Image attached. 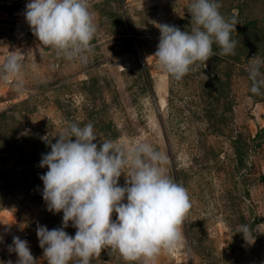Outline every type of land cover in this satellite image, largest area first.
<instances>
[{"label":"rangeland","instance_id":"1","mask_svg":"<svg viewBox=\"0 0 264 264\" xmlns=\"http://www.w3.org/2000/svg\"><path fill=\"white\" fill-rule=\"evenodd\" d=\"M191 2L87 0L96 33L93 52L81 62L38 48L24 13L3 8L25 9L28 0H0V66L11 52L24 55L23 90L16 79L0 80L4 264L17 260L8 251L13 236L47 264L36 227H60L63 213L47 211L42 197L39 177L47 169L39 163L51 149L40 137L55 143L69 122H91L98 145L106 139L125 149L151 144L167 156L166 175L187 189L191 208L179 243L149 264H264V95L250 93L247 73L251 58L264 59V0H219L221 14L236 19L235 55H218L214 44L206 65L176 81L151 57L160 37L156 25L190 30ZM241 224L253 227L254 240L238 233ZM65 231L74 237L76 229ZM91 264L144 262L105 248Z\"/></svg>","mask_w":264,"mask_h":264},{"label":"clouds","instance_id":"2","mask_svg":"<svg viewBox=\"0 0 264 264\" xmlns=\"http://www.w3.org/2000/svg\"><path fill=\"white\" fill-rule=\"evenodd\" d=\"M220 7L219 0H192L190 30L156 25L160 37L151 57L163 74L182 80L206 65L214 55V44L218 55H235L238 41L232 33L236 19L225 18ZM24 18L39 41L38 48L54 49L68 61L81 62L94 50L96 25L87 0H28ZM20 57L24 55L11 52L0 66V80H18L17 91L23 90ZM247 73L250 93L264 95V59L251 58ZM25 134L27 130L21 135ZM57 137L55 143L47 135L40 137L51 149L39 163L47 169L39 177L42 197L47 211L63 213L60 227H36L47 264H72L74 260L75 264H91L105 248L118 252L125 261L149 264L162 250L177 246L191 203L187 189L166 175V154L146 142L128 149L107 139L98 145L91 122L83 126L69 122ZM122 174L123 186L119 184ZM70 225L76 229L74 237L65 231ZM253 232L249 224L238 226V233L248 242L254 240ZM8 251L17 256L15 264H40L19 236H13Z\"/></svg>","mask_w":264,"mask_h":264},{"label":"trees","instance_id":"3","mask_svg":"<svg viewBox=\"0 0 264 264\" xmlns=\"http://www.w3.org/2000/svg\"><path fill=\"white\" fill-rule=\"evenodd\" d=\"M3 8H5V10H7L8 12L11 8L16 9L17 11H19L21 13H24V11H25L24 7L20 4L14 5L13 7H3Z\"/></svg>","mask_w":264,"mask_h":264},{"label":"bare ground","instance_id":"4","mask_svg":"<svg viewBox=\"0 0 264 264\" xmlns=\"http://www.w3.org/2000/svg\"><path fill=\"white\" fill-rule=\"evenodd\" d=\"M19 23V22H18ZM19 25V24H18ZM15 26H17V23H16V25Z\"/></svg>","mask_w":264,"mask_h":264},{"label":"built area","instance_id":"5","mask_svg":"<svg viewBox=\"0 0 264 264\" xmlns=\"http://www.w3.org/2000/svg\"><path fill=\"white\" fill-rule=\"evenodd\" d=\"M20 236H22V235L20 234Z\"/></svg>","mask_w":264,"mask_h":264}]
</instances>
